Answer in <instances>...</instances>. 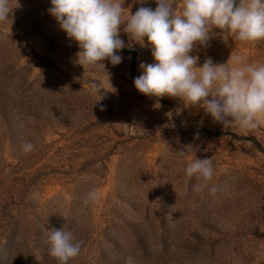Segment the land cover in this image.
Wrapping results in <instances>:
<instances>
[{
    "label": "rangeland",
    "instance_id": "rangeland-1",
    "mask_svg": "<svg viewBox=\"0 0 264 264\" xmlns=\"http://www.w3.org/2000/svg\"><path fill=\"white\" fill-rule=\"evenodd\" d=\"M18 4L0 22V78L17 90V137L0 129V264H60L43 226L83 241L67 264H125L129 256L134 264H264V118L255 129H224L179 98L141 94L133 78L153 57L136 43L119 52L118 65L83 68L77 43L47 11L50 0ZM122 6L126 18L156 2ZM209 45L192 53L197 67L207 57L264 64V41L217 35ZM93 82L103 87L94 104ZM188 144L212 160L215 195L193 190L201 181L186 176L192 156L176 151ZM92 190L98 199L85 204Z\"/></svg>",
    "mask_w": 264,
    "mask_h": 264
},
{
    "label": "clouds",
    "instance_id": "clouds-1",
    "mask_svg": "<svg viewBox=\"0 0 264 264\" xmlns=\"http://www.w3.org/2000/svg\"><path fill=\"white\" fill-rule=\"evenodd\" d=\"M155 2L154 10L143 6L134 14L128 10L126 18H122L124 0H50L47 11L60 30L77 43V62L83 68L105 59L118 65L123 60L119 52L134 50L133 44H139L150 50L153 62L139 63L141 74L133 78L138 92L155 98H179L185 107L202 108L224 129L234 124L243 130L257 128L264 118V64H249L242 56L231 57L228 64H217L207 57L197 67L200 57L192 53L210 46L209 41L217 35L224 41H264V0H182L179 12L176 0ZM18 6V0L15 6H10L9 0H0V22L8 21L12 9ZM121 25L128 43L120 38ZM90 87L99 96L94 104L103 98L99 91L103 87L95 82ZM33 149L31 142L23 145L24 152ZM197 150L198 146L188 144L176 151L180 156H192L186 176L191 179L195 175L201 181L193 185V190L203 193L207 189L208 194L215 195L217 187L208 184L214 176L213 162L196 158ZM96 199L98 193L92 190L84 203ZM43 230L50 231L49 253L60 264L79 255L83 241L72 231L45 230L44 226ZM125 264H134L133 257H127Z\"/></svg>",
    "mask_w": 264,
    "mask_h": 264
},
{
    "label": "trees",
    "instance_id": "trees-1",
    "mask_svg": "<svg viewBox=\"0 0 264 264\" xmlns=\"http://www.w3.org/2000/svg\"><path fill=\"white\" fill-rule=\"evenodd\" d=\"M11 82L12 78L10 77L0 78V129L14 141L17 135L13 132L15 122L12 120L13 117L11 115L15 112L14 102L17 100V90L10 88ZM18 162H23V159L20 157Z\"/></svg>",
    "mask_w": 264,
    "mask_h": 264
}]
</instances>
